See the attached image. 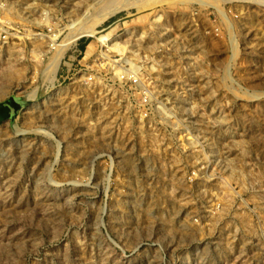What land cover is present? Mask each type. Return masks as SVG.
Masks as SVG:
<instances>
[{
  "label": "rangeland",
  "instance_id": "374dc122",
  "mask_svg": "<svg viewBox=\"0 0 264 264\" xmlns=\"http://www.w3.org/2000/svg\"><path fill=\"white\" fill-rule=\"evenodd\" d=\"M0 105V264H264V0H0Z\"/></svg>",
  "mask_w": 264,
  "mask_h": 264
},
{
  "label": "bare ground",
  "instance_id": "6f19581e",
  "mask_svg": "<svg viewBox=\"0 0 264 264\" xmlns=\"http://www.w3.org/2000/svg\"><path fill=\"white\" fill-rule=\"evenodd\" d=\"M109 12H110V11H109ZM107 13H108V12H104V13L101 14L98 18H100V20L103 19L104 16L107 15ZM98 18H97V19H98ZM97 19H95V20H97ZM92 23H93V22H92ZM95 23H97V21H96ZM88 28H89V27H88ZM87 31H88V29H86V31H85L84 29H82V30L80 31L81 33L79 32V33H77V34H75V35H76V36H79V34H82L83 32H84V33H87ZM90 31H91V30H90ZM90 31H88V32L90 33ZM89 33H87V34H89ZM75 35H74V37H76Z\"/></svg>",
  "mask_w": 264,
  "mask_h": 264
},
{
  "label": "water",
  "instance_id": "95a60500",
  "mask_svg": "<svg viewBox=\"0 0 264 264\" xmlns=\"http://www.w3.org/2000/svg\"><path fill=\"white\" fill-rule=\"evenodd\" d=\"M1 106V105H0ZM1 109V108H0ZM4 117L3 111H0V120Z\"/></svg>",
  "mask_w": 264,
  "mask_h": 264
}]
</instances>
